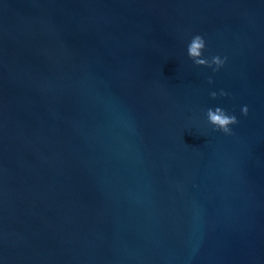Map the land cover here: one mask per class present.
<instances>
[{"label":"water","instance_id":"95a60500","mask_svg":"<svg viewBox=\"0 0 264 264\" xmlns=\"http://www.w3.org/2000/svg\"><path fill=\"white\" fill-rule=\"evenodd\" d=\"M0 264H264V0H0Z\"/></svg>","mask_w":264,"mask_h":264},{"label":"clouds","instance_id":"9594fccd","mask_svg":"<svg viewBox=\"0 0 264 264\" xmlns=\"http://www.w3.org/2000/svg\"><path fill=\"white\" fill-rule=\"evenodd\" d=\"M205 49V40L200 35H195L191 38L190 43L187 46V55L188 58L193 62L197 67H208L212 68L213 71H218L223 64L225 63L224 59H221L219 56H214L210 60L202 58V52ZM210 84L212 80L208 81ZM212 99H216L217 93L211 92L209 94ZM220 96H225L227 93L221 91ZM248 108L242 107L241 115L247 116ZM206 118L208 124L212 127L213 130L220 131L225 135H230V126L238 123L235 115H229L224 109L216 107L215 109H208L206 111Z\"/></svg>","mask_w":264,"mask_h":264}]
</instances>
